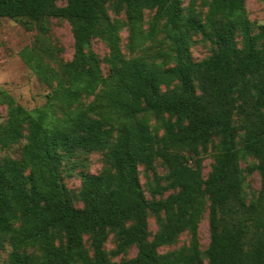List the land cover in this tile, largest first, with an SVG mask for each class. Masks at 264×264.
Returning <instances> with one entry per match:
<instances>
[{"label":"trees","instance_id":"obj_1","mask_svg":"<svg viewBox=\"0 0 264 264\" xmlns=\"http://www.w3.org/2000/svg\"><path fill=\"white\" fill-rule=\"evenodd\" d=\"M57 1L0 0V17L36 29L38 49L23 58L49 88L31 109L3 96L0 152L20 145L18 156L0 155L7 264H264V23L249 19L245 0ZM50 18L66 20L73 37L71 59L56 67L48 63ZM196 35L210 44L200 60L190 52ZM93 39L108 49L107 74ZM92 151L106 165L78 172L77 207L60 165ZM204 155L213 160L206 175ZM245 156L255 161L242 168ZM254 170L259 188L247 201L243 183ZM206 208L209 242L201 251L197 226ZM183 231L186 247L158 251ZM109 232L117 242L107 251ZM133 245L132 257L111 258Z\"/></svg>","mask_w":264,"mask_h":264},{"label":"rangeland","instance_id":"obj_2","mask_svg":"<svg viewBox=\"0 0 264 264\" xmlns=\"http://www.w3.org/2000/svg\"><path fill=\"white\" fill-rule=\"evenodd\" d=\"M189 0H183L184 5L188 4ZM202 0H194L196 5H199ZM58 4H63L62 0L57 1ZM245 8L247 10L248 17L251 21L257 23H264V0H245ZM111 17L123 18V13L114 14L109 11ZM150 13L145 12V19H148ZM47 34V33H46ZM126 29H122L119 32L120 48L122 52L127 55V49L125 48L126 42ZM47 36V42H49L55 49V55L49 62L52 66H57V62H64L70 60L73 54V37L70 30V25L64 19L50 18L49 29ZM37 31L35 28L25 27L18 21L10 19L8 17H0V122L5 119L6 116V103L3 96L8 95L13 98L16 103L21 104L27 109H31L35 106H39L45 101V95L49 91V88L40 81L35 72L26 64L23 55L30 56L35 50L38 49ZM91 49L100 59V67L103 74H107V66L102 61L103 57L107 54L108 49L101 40L93 39L91 43ZM191 56L195 60H200L210 53V44L206 41L200 40L199 35L195 36V42L190 47ZM46 57H42V61L47 62ZM91 96L87 97L89 100ZM152 124V120L150 121ZM20 146V145H19ZM18 145H13L6 151L0 152L9 154L13 157L18 156ZM103 153L100 151H92L79 155H75L70 158H64L60 165L61 182L67 188L69 194L72 197L73 204L77 207H81L82 203L77 197L80 178L78 172L84 171L89 173H95L106 165ZM212 157L204 155L202 160V172L204 175L210 169L212 163ZM255 160L250 156L241 157L240 166L245 168L246 165L251 164ZM155 168L159 175L166 173L165 167L159 160L155 161ZM139 180L141 186L144 189V193L149 198L148 193V181L146 173L143 171L141 165L138 166ZM245 170V169H244ZM149 175V172H148ZM151 179V177H150ZM259 188V175L256 170L249 174H246L243 183V191L245 197L248 200L252 199ZM168 193L165 192V196ZM148 230L149 238L152 237L156 231V223L152 214L148 216ZM197 238L199 248L204 251L209 242V224L207 208L202 214L201 219L197 226ZM83 240L85 246L89 247V235H84ZM189 241V233L187 231L181 232L177 239L169 245H163L158 248V251L165 252L167 250H175L181 247H186ZM117 240L113 232H109L107 239L104 243V248L110 251L115 247ZM135 246H130L127 250L117 256H111L114 260L128 259L135 254ZM7 252L8 248L0 250V264H7Z\"/></svg>","mask_w":264,"mask_h":264}]
</instances>
